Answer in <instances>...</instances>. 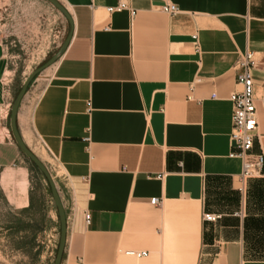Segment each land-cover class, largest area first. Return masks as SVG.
Wrapping results in <instances>:
<instances>
[{
	"label": "crops",
	"instance_id": "1",
	"mask_svg": "<svg viewBox=\"0 0 264 264\" xmlns=\"http://www.w3.org/2000/svg\"><path fill=\"white\" fill-rule=\"evenodd\" d=\"M57 1L72 37L27 89L16 127L57 168L60 264H264V176L241 192V160L228 155L237 61L246 51L264 58L262 0H123L134 15L108 13L119 0ZM166 3L178 12H163ZM12 77L0 44V193L30 211V168L10 127ZM262 121L254 154L264 153Z\"/></svg>",
	"mask_w": 264,
	"mask_h": 264
},
{
	"label": "rangeland",
	"instance_id": "2",
	"mask_svg": "<svg viewBox=\"0 0 264 264\" xmlns=\"http://www.w3.org/2000/svg\"><path fill=\"white\" fill-rule=\"evenodd\" d=\"M65 12L48 0H0V44L13 75L11 107L26 77L61 51L70 30ZM256 73L263 83L264 58ZM262 126L264 130V118ZM23 155L30 168L34 207L20 212L9 206L0 193V264H53L61 237L58 209L45 174ZM43 164L55 184L59 177L56 166L47 160ZM64 213L66 218L65 209Z\"/></svg>",
	"mask_w": 264,
	"mask_h": 264
},
{
	"label": "built area",
	"instance_id": "3",
	"mask_svg": "<svg viewBox=\"0 0 264 264\" xmlns=\"http://www.w3.org/2000/svg\"><path fill=\"white\" fill-rule=\"evenodd\" d=\"M124 9H129L131 15L135 14V11L123 0H119L115 5L106 8L108 13ZM161 10L168 15H174L178 12V8L171 3L164 4ZM193 39H196L195 35ZM195 48L196 50L199 49L197 44ZM259 64L260 60L256 59L252 51H246L239 58L237 61V78L241 89L229 95V100L232 103V114L229 134L231 150L228 155L241 160V172L238 177L240 184L238 189L241 192L244 190L247 180L264 176V153L254 154L251 152L254 140L258 136L262 116L264 118V82L260 92L256 93V79L254 77V72L258 70ZM211 97L214 98L215 94H212ZM7 114L6 111L4 116L6 117ZM85 140L89 141V137H86ZM157 201L158 199L153 197L150 199V204L154 205ZM202 218L204 221H215L218 215L204 213ZM85 220L89 222L88 213L85 214ZM123 254L139 259L146 257L148 251L125 249Z\"/></svg>",
	"mask_w": 264,
	"mask_h": 264
},
{
	"label": "water",
	"instance_id": "4",
	"mask_svg": "<svg viewBox=\"0 0 264 264\" xmlns=\"http://www.w3.org/2000/svg\"><path fill=\"white\" fill-rule=\"evenodd\" d=\"M50 1L52 4L56 5L57 7H59L62 11L65 12L64 7L60 6V3L57 0H48ZM66 13V12H65ZM69 13H66L68 19H69V23H70V30L65 38V41L63 43L62 49L61 51L50 61H48L47 63L43 64L42 66L38 67L36 70H34L30 75H28V77H26V79L24 80L20 90L18 91L17 95L15 96V99L13 101L12 107H11V111H10V127H11V131L12 134L18 144V146L20 147L21 151L37 166L40 168V170L45 174L50 188H51V192H52V197L54 199V202L57 206L58 209V213H59V217H60V221H61V237H60V243H59V247L56 253V257L54 260L53 264H60L61 260H62V256H63V251H64V247H65V242H66V218H65V213H64V209L62 207V203L60 201L58 192L56 190V186L49 174V172L47 171V169L44 167V164L38 159V157L36 155H34L29 148L26 147V145L23 143L17 127H16V114H17V110L19 107V104L22 100V98L24 97L26 90L30 84V82L32 81V79L35 77L36 74H38L40 71H42L45 67H48L51 63H53V61L55 59H57L58 57H60V55L63 53V51L66 49L67 45L70 42V39L72 37V20L70 15H68Z\"/></svg>",
	"mask_w": 264,
	"mask_h": 264
},
{
	"label": "trees",
	"instance_id": "5",
	"mask_svg": "<svg viewBox=\"0 0 264 264\" xmlns=\"http://www.w3.org/2000/svg\"><path fill=\"white\" fill-rule=\"evenodd\" d=\"M25 210H21L20 212H24Z\"/></svg>",
	"mask_w": 264,
	"mask_h": 264
}]
</instances>
